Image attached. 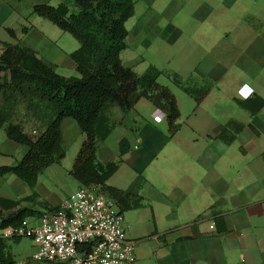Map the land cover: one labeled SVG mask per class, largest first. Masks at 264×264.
I'll list each match as a JSON object with an SVG mask.
<instances>
[{"label": "crops", "instance_id": "0c3cea01", "mask_svg": "<svg viewBox=\"0 0 264 264\" xmlns=\"http://www.w3.org/2000/svg\"><path fill=\"white\" fill-rule=\"evenodd\" d=\"M60 2L0 0V39L35 50L63 76H79L71 52L80 45L33 14L35 4ZM126 25L123 64L139 75L152 66L162 71L158 80L181 112L172 137L167 114L147 98L126 113L117 105L104 112L115 126L98 141L97 157L119 162L107 183L141 198L140 206L123 202L131 206L122 216L137 241L135 264H264V107L252 113L239 102L264 98V0H137ZM171 74L209 92L197 104ZM0 107L28 134L42 133L56 116L51 102L27 92L6 100L0 91ZM61 130L62 161L46 167L34 188L13 173L0 176L1 197L37 192L22 206L43 212L41 202L59 206L82 185L69 170L85 135L73 117ZM26 151L0 129V165H15ZM8 250L27 264L35 246L21 237L8 240Z\"/></svg>", "mask_w": 264, "mask_h": 264}, {"label": "trees", "instance_id": "16d2710c", "mask_svg": "<svg viewBox=\"0 0 264 264\" xmlns=\"http://www.w3.org/2000/svg\"><path fill=\"white\" fill-rule=\"evenodd\" d=\"M136 1L62 0L58 5H34L33 14L50 20L79 41L80 46L71 52L79 76H63L56 71L55 64L38 56L35 50L0 39V91L5 99L27 92L48 100L56 109V116L42 133L28 134L20 124L10 121L0 107V129L5 128L10 139L27 147L18 163L0 165V176L13 173L34 188L44 169L60 163L66 156L61 124L65 117H73L85 137L69 173L83 186L114 198L120 205L121 214L131 207L123 204L125 198L137 200L135 206L142 204L139 196L107 183L119 162L102 163L97 157L98 141L105 140L115 126L104 116L109 105H117L126 113L141 98H147L167 114L170 137L181 127L176 95L158 80L163 72L152 66L139 75L122 62L121 54L127 48L129 35L126 23L134 15ZM8 31L16 37L12 28ZM171 76L197 104L209 92V88L185 86L177 74ZM239 102L252 113L264 107L261 96H250ZM120 146L125 152L124 140ZM37 197V192L19 200L0 196V228L18 227L27 218L40 216L41 210L22 206L24 201H35ZM41 205L49 210L58 209L46 201ZM8 240L0 237V264H18L8 250ZM32 261L28 259L27 264H56Z\"/></svg>", "mask_w": 264, "mask_h": 264}, {"label": "built area", "instance_id": "2783aa9c", "mask_svg": "<svg viewBox=\"0 0 264 264\" xmlns=\"http://www.w3.org/2000/svg\"><path fill=\"white\" fill-rule=\"evenodd\" d=\"M38 222L0 228V237L30 238L32 260L56 264H135L137 241L128 235L117 201L81 185L58 209H45Z\"/></svg>", "mask_w": 264, "mask_h": 264}, {"label": "rangeland", "instance_id": "374dc122", "mask_svg": "<svg viewBox=\"0 0 264 264\" xmlns=\"http://www.w3.org/2000/svg\"><path fill=\"white\" fill-rule=\"evenodd\" d=\"M68 34H70V33H68ZM68 36H70V38L74 41V42H76L77 44H78V46L80 45V43H79V41L77 40V39H75L71 34L70 35H68ZM76 50V49H75ZM43 201V200H42ZM38 220V219H37ZM36 222H38V221H36ZM35 222V223H36ZM35 251H36V247H35ZM33 262V261H32Z\"/></svg>", "mask_w": 264, "mask_h": 264}]
</instances>
